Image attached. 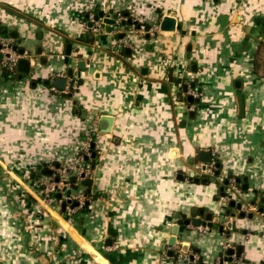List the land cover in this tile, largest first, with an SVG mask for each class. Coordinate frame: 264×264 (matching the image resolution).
<instances>
[{"label": "crops", "instance_id": "1", "mask_svg": "<svg viewBox=\"0 0 264 264\" xmlns=\"http://www.w3.org/2000/svg\"><path fill=\"white\" fill-rule=\"evenodd\" d=\"M100 1L105 15L129 3L147 24L173 14L180 27L136 33L116 54L121 25L83 30L79 0H0V35L25 48L32 68L0 70V264H214L227 243L243 245L229 264H264V70L254 68L264 0ZM70 66L76 89L52 102L53 79ZM187 82L201 90L193 108L182 95ZM105 114L111 129L100 131L91 175L79 185L85 207L74 216L49 207L37 168L58 162ZM211 164L213 174L203 169ZM229 176L246 177L245 203L254 198L259 208L253 217L223 212L240 211L221 195ZM210 211L233 218L234 228L181 224L169 244L180 218L209 221ZM182 248L200 258L179 257Z\"/></svg>", "mask_w": 264, "mask_h": 264}, {"label": "built area", "instance_id": "2", "mask_svg": "<svg viewBox=\"0 0 264 264\" xmlns=\"http://www.w3.org/2000/svg\"><path fill=\"white\" fill-rule=\"evenodd\" d=\"M79 2L81 4L80 11L83 14L81 17L82 29H88V23L92 21L94 23L92 30L100 32L103 23H105L104 16L97 17L101 7V1L79 0ZM128 4L129 3L125 5V3H123L122 6L117 7L114 11L116 14L114 23L121 25V31H123V36L115 41L113 47V51L116 54H119V52L121 53L123 47L132 45V39L136 33H156L160 30L159 22L147 24L144 20H140L136 15L126 9ZM110 13L106 15L111 17L113 14L111 15ZM127 19L131 20L130 24L125 22ZM13 45V38L0 35V70L5 72L8 71L11 74L17 70L18 61L20 57L23 56L17 49L13 48ZM57 74L65 76L67 78V83L63 89L52 86L50 93L52 102L61 101V98H63L61 95L73 91L77 83L76 76L69 74L66 69ZM186 84L187 88L182 93L183 97L186 98L187 95H191L193 98L201 96V90L195 84L191 82H187ZM194 105L195 103H190L189 108H193ZM82 134L83 136L80 141L75 140L71 142L67 149L58 155V162H51L46 166L40 165L36 171L38 174L37 182L42 189V202L57 210L64 209L70 216H74L80 209L84 208L87 203L86 193L82 189L77 190L76 188H79V185L83 184L84 180L91 175L92 166L87 158L93 156L95 148L100 150L102 146L99 141L100 131L98 130V119L95 118L91 120L90 123L83 128ZM206 166L208 167L209 165ZM206 166L203 169L209 174L215 172L214 165L211 164L208 168ZM45 167L50 169L51 172L44 171ZM68 169L72 171L69 172ZM24 173L29 174L28 169H25ZM71 174H74L76 177L75 180L71 178ZM56 175H58V178H55ZM240 190L241 187L236 177L229 176L227 198L230 199L231 195H235L237 192H240ZM64 204L65 207H63ZM243 209L248 213L257 211L258 207L255 204L244 203ZM199 228L202 230L204 229V227L201 226H199ZM231 246V243L225 244L224 250ZM178 254L179 257L185 260L200 258V254L191 249L185 250L182 248L179 250ZM214 264H229V261L219 256Z\"/></svg>", "mask_w": 264, "mask_h": 264}, {"label": "water", "instance_id": "3", "mask_svg": "<svg viewBox=\"0 0 264 264\" xmlns=\"http://www.w3.org/2000/svg\"><path fill=\"white\" fill-rule=\"evenodd\" d=\"M104 14H105L104 11L100 10L99 13L97 14V17L98 16H104V20L106 22H108V23H114L115 22V17H116L115 13L111 17H109L108 15H104ZM0 24H1V22H0ZM88 25H89L90 28H93L94 23L92 21H90L88 23ZM179 27H180V24H176L175 23V16L173 14L165 15L163 17V19L160 21V29H162V30H175L176 28H179ZM0 32H1V29H0ZM72 47H73V43L72 42H68L67 49H66V60H65L67 63H71L72 60H73V57L71 56ZM13 48L14 49H18L20 54H22V55L25 54V48L19 47L17 44H14ZM78 66H79L78 75L80 77L82 69H85V67H86L85 60L79 61ZM18 68L22 72L29 73L31 71V69H32L31 68V59H30V57H28V56L27 57H25V56L20 57V59L18 61ZM67 71H68L69 74H73V67L70 66ZM82 80H83V78L80 77L79 82H82ZM46 83H50V79H47ZM53 83L57 87L63 89L66 86L67 78L65 76L57 75V76L54 77ZM183 88H184V90H186L187 84H184ZM72 93H73V91L69 92L70 95H72ZM186 98H187V101L189 103H194L195 101L196 102L200 101V97L193 98V96H191V95H188ZM238 98H239V104H240V111L243 113V111H244L243 94L239 93L238 94ZM74 103H76V101H74ZM194 112H195V109L192 110V113H194ZM113 120H114L113 116H109V115H106V114L102 115L101 118H100V121H102V125L98 124V130L99 131H109L111 129V127H109V124H111L113 122ZM202 154H204L205 156H208L207 158L204 157L203 160L207 161L208 163H210L211 162V153H209V151H203ZM215 165H216V167L219 168L221 166V163L219 161H216ZM46 172H51V171H50V169H46ZM219 172H220V170L217 169L216 170V174H219ZM195 180H197V181L201 180L203 182H209L210 177H208V176H205V177H202V178L195 177ZM236 180H237L238 183L243 180L244 183H242V186H240L241 187L240 192H237L235 195H231L230 199L227 198V186H228V183H229V177L225 178L224 183L220 186V189L222 191L221 195L228 199L227 203H229L231 206H235L240 211L231 212V209L228 208V209H225V211H223V212H225V214L228 217L229 216H232V217H236V216L253 217L254 211L247 213L243 209V204L247 201L243 197V191L248 189V183L245 182L246 177H237ZM89 181L92 182L91 179H88V182ZM255 190L256 189H254V191ZM259 199L260 200H257V203H259V204L262 203V205H264V194L259 195ZM248 203L255 204L256 200L253 198V199L250 200V202L248 201ZM63 207H65V204L63 205ZM263 209H264V206L260 208L261 211H263ZM193 211L196 212L197 208H194ZM200 212L203 213L204 209H200ZM220 214L224 215L222 213V211L220 212ZM206 218L209 221H202L199 218H190V217L180 218L179 221L173 226V234L171 235V237L169 239V244L174 245L176 243L177 234L179 232V228H180L181 224H193V225H201L202 224V225H209V226H214V224H218V227H219L220 231H223V232L224 231H231V229L234 228V220H233V218H230V219H227V220H224V219L220 220L219 216L217 218L214 217V213L212 211L206 213ZM242 250H243V245L240 244V245H238L237 249H235L234 247H229V248H227L225 250V252H224V249H223V251L220 254V256H222L223 259L231 261L233 259V257H234V254L237 255V256H241ZM171 251L173 252V250H171Z\"/></svg>", "mask_w": 264, "mask_h": 264}, {"label": "trees", "instance_id": "4", "mask_svg": "<svg viewBox=\"0 0 264 264\" xmlns=\"http://www.w3.org/2000/svg\"><path fill=\"white\" fill-rule=\"evenodd\" d=\"M83 15V14H82ZM127 24H130L131 23V20L130 19H127L126 21H125ZM254 68H255V71L256 72H258V71H260V69H262V70H264V41H262L260 44H259V46H258V48H257V51H256V53H255V59H254ZM8 74H11V73H9L8 71H6ZM264 72V71H263ZM13 74V73H12ZM264 75V74H263ZM76 89V88H75ZM91 159H93V157L91 158ZM217 169L218 170H220V167L218 168L217 167ZM216 169V170H217ZM44 171H46L45 169H44ZM68 171L69 172H71L72 170L71 169H68ZM55 178H58V175H56L55 176ZM71 178L73 179V180H75L76 179V177L74 176V174H71ZM88 191V190H87ZM86 192V191H85ZM86 194L88 195V192H86Z\"/></svg>", "mask_w": 264, "mask_h": 264}, {"label": "rangeland", "instance_id": "5", "mask_svg": "<svg viewBox=\"0 0 264 264\" xmlns=\"http://www.w3.org/2000/svg\"><path fill=\"white\" fill-rule=\"evenodd\" d=\"M77 190H79V188H76Z\"/></svg>", "mask_w": 264, "mask_h": 264}]
</instances>
